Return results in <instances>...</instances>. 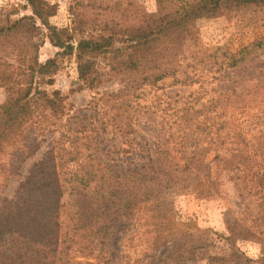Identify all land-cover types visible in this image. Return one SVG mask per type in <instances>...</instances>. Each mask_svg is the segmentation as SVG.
<instances>
[{
	"label": "trees",
	"instance_id": "16d2710c",
	"mask_svg": "<svg viewBox=\"0 0 264 264\" xmlns=\"http://www.w3.org/2000/svg\"><path fill=\"white\" fill-rule=\"evenodd\" d=\"M154 2L155 10L139 12L136 25L104 23L101 29L108 35L102 41L85 38L80 30L76 38L75 29L69 32L50 25L49 18L56 14L57 5L45 0H25L30 15L16 20L10 18L9 12L0 13V49L7 46L14 61L0 58V90L4 94L0 102V193L5 181L19 175L22 163L39 149L44 139L38 137L53 132L68 110L60 92L46 89L53 85L63 57L74 56L78 80L90 90L108 81V77L128 79L129 87L128 91L125 86L118 93L103 92L93 98L86 108L91 114H81L78 122L71 125L68 120L54 148L35 162L28 176L19 182L16 200L0 197V264H112L105 242L107 218L115 214L131 228L140 223L143 213L144 225L147 224L141 234L145 251L157 252L179 237L184 246L168 251L157 264H182L185 248L194 249L197 241L206 242L205 231L188 222H177L169 209L154 208L150 212L145 207L176 187L181 192L213 197L219 192L221 177L250 194L247 178L256 166L251 161V150L242 134L226 130V110L247 106L250 100L246 91L221 92L201 103L199 109L195 106L198 99L190 105L183 104L175 111L166 147L153 150L147 158L146 174L136 170L133 176L122 175L101 161V153L125 154L131 150L116 145L113 150H102L101 145L115 138L127 143L133 139L138 89L166 79H171V84L184 85L193 82L197 70H211L217 64L219 72L236 65V53H223L220 61L211 57L212 63L207 53H185L197 20L244 9L264 10V0ZM36 25L45 29L49 43L59 50L43 63L38 60L39 46L31 41ZM256 46L264 47V36ZM100 61L107 63L105 74L98 68ZM179 74L181 78H177ZM262 88L260 81L252 90ZM85 119L90 120L85 123ZM263 149H258L260 165L264 161ZM211 153L214 154L207 161ZM262 190L256 204L260 213L264 212ZM254 221L264 236V222L258 218ZM197 232L200 236L196 239ZM234 238L232 233L223 239L233 246ZM236 253L245 264L250 262ZM235 261L213 258L208 264H236ZM138 263L143 259L134 262Z\"/></svg>",
	"mask_w": 264,
	"mask_h": 264
},
{
	"label": "rangeland",
	"instance_id": "374dc122",
	"mask_svg": "<svg viewBox=\"0 0 264 264\" xmlns=\"http://www.w3.org/2000/svg\"><path fill=\"white\" fill-rule=\"evenodd\" d=\"M45 1L57 5L56 14L49 18L50 25L69 32L75 29L76 38L80 37L78 34L80 30L84 32L85 38L98 41H102L108 35L107 31L101 29L104 23H117L118 27L136 25L139 12L151 13L155 10L154 0ZM5 12L12 14L10 16L12 20L30 15L25 0H0V13ZM35 27L37 32L31 41L39 46L38 60L43 63L59 50L49 43L44 28L40 25ZM194 30L193 36L186 42L184 48L186 54L207 53L209 58H205L210 59L209 62L212 63L211 57L220 61L219 57L223 53H236L234 56L236 65L223 67L217 72L219 66L215 63L211 70L195 71L193 82L184 85L171 84L172 80L166 79L155 86L138 89L133 109L135 118V131L131 137L133 139L129 137L131 139L129 143L119 138L104 140V144L101 145L102 150L108 147L113 150L114 145L121 148L130 147L131 150L125 154L101 153L100 158L112 170L122 175L133 176L136 170H139V174H146L145 167L149 163L147 158L151 156L153 150L166 147L168 130L176 118L175 111H178L183 104L187 102L190 105L198 99L195 106L199 109L201 103L218 97L221 92L230 94L246 91V98L250 100L247 106L228 107L226 110L228 121L226 130L232 134H242L251 150V161L256 166L247 178L250 194L246 190L240 191L231 180L221 177L219 192L213 197H202L191 191L181 192V189L176 187L177 189L164 191L162 196L145 208H149L150 212L154 208L157 211L169 209L177 222H188L205 231L206 242L202 244V241H197L194 249L185 248L181 257L182 264H208L209 259L213 258L220 261L226 259L227 262L233 259L236 260V264H245V261L236 257V252L243 255L241 259L250 260L246 264H264V236L260 234L261 227L254 221V218H258L260 222H264V212L260 213L256 206L260 191L264 188V167H262L264 161L263 165H260L262 156L258 151L260 147L264 148V88L256 92L252 90L260 81L264 84V47L256 46L264 36V10L244 9L213 19L197 20ZM0 58L14 63L13 55L8 52L7 46L0 49ZM106 64L104 61L98 63L99 70L104 74L108 71ZM181 77L182 74L177 76V78ZM108 78H110L108 81H103L90 90L78 80L74 56L63 57L53 85L46 89L60 92L65 98L68 110L57 122L53 132L38 137L44 139L39 149L22 163L19 175L5 181V185L1 187L0 197L11 202L16 200L15 192L19 182L28 176L35 162L54 148L63 125L68 120H71L68 122L71 125L78 122L81 114H91L86 108L93 98H98L103 92L118 93L124 90L125 86L127 91L129 90L126 85L128 79ZM3 99L4 94L0 90V102ZM89 120L85 119L84 122ZM191 144L193 143L189 142V145ZM213 154L206 157L207 161ZM210 171L211 175H214L215 170L212 166ZM145 218L143 213L140 223L131 228L128 227L130 223L121 221L115 214L107 218L105 242L112 264H134L138 259H143V263L138 264H157L168 251L178 250L179 245L184 246L182 239L177 237L160 247L157 252L145 251V239L141 235L147 225H144ZM232 233L236 238L233 246H230L223 238ZM195 236L197 239L200 234L197 232Z\"/></svg>",
	"mask_w": 264,
	"mask_h": 264
}]
</instances>
